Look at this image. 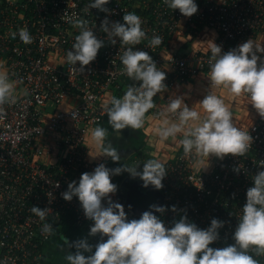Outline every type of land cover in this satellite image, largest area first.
Returning <instances> with one entry per match:
<instances>
[{
  "label": "built area",
  "instance_id": "2783aa9c",
  "mask_svg": "<svg viewBox=\"0 0 264 264\" xmlns=\"http://www.w3.org/2000/svg\"><path fill=\"white\" fill-rule=\"evenodd\" d=\"M92 0H0V65L17 81L16 103L5 104L0 118V264H52L48 250L58 234L69 237L74 227L95 245L100 237L89 236L93 221L88 220L77 197L65 201L62 193L81 175L94 171L105 160L95 159L91 149V130L106 120L105 104L111 96L121 97L128 85L139 86L123 73L120 55L126 49L117 39L111 44L101 32V22L123 23L127 12L143 20L146 38L134 50L147 51L157 67L164 71L167 91L154 97L156 107L146 114L157 119L167 106L171 92L200 72L209 71L210 48L183 56L171 52L169 42L185 30H211L214 43L222 53L237 48L249 39L264 36V0H195L198 11L191 17L179 9H170L163 0H109L112 14L84 8ZM88 19L98 38L105 41L96 59L80 73L66 61L79 29L64 19V13ZM26 27L32 36L24 44L10 31ZM153 35L162 37L159 46L150 47ZM264 60V53L257 54ZM73 113L77 115L74 117ZM246 130L253 137L243 156L204 158L178 151L165 162L167 170L160 189L166 212L154 215L171 227L173 219L187 214L189 222L206 229L216 218L225 222L218 230L219 240L210 245L222 248L232 239L246 203V192L254 186L252 177L264 171V119L259 115ZM133 163L146 162L141 157ZM239 169V172L234 169ZM115 184V175L111 177ZM59 185L58 187L56 185ZM124 206L119 185L111 196ZM105 206L107 201H104ZM32 206L50 209L46 221L31 213ZM176 206L178 212L171 211ZM125 208L128 219L140 214ZM49 222L55 235L42 234ZM67 232V233H66ZM105 239H107L105 237ZM254 258L264 264V256ZM54 264V263H53ZM68 264V263H63Z\"/></svg>",
  "mask_w": 264,
  "mask_h": 264
},
{
  "label": "clouds",
  "instance_id": "9594fccd",
  "mask_svg": "<svg viewBox=\"0 0 264 264\" xmlns=\"http://www.w3.org/2000/svg\"><path fill=\"white\" fill-rule=\"evenodd\" d=\"M108 3L109 0H92L84 12L98 9L112 14V10L105 7ZM163 3L170 9H179L185 17H191L198 11L195 0H163ZM64 19L79 29L66 61L73 67L79 62L80 67L74 69L83 73L85 66L93 62L105 46V41L89 27L88 19L76 13L69 16L66 12ZM142 24L139 15L127 12L123 23L106 17L100 25L101 32L106 34L111 44L115 45L118 38L122 45L128 46L119 57L123 65L122 74L140 82L139 86L128 85L121 97L111 96L105 104L108 124L116 131L129 127L142 129L148 119L146 114L156 107L154 97L167 91L165 72L157 67L147 51L133 48L146 38ZM9 35L12 39L18 35L24 44L32 43L26 27L10 31ZM161 43L162 37L153 35L149 46ZM210 51L208 78L211 89H223L236 98L247 96L264 119V60L257 55L258 52L264 53V46L249 39L222 53L221 46L212 42ZM16 84L17 81L11 79L8 71L0 65V118L5 114L3 105L16 103ZM199 108L202 112L186 104L182 96L169 97L167 106L157 114L159 123L154 125V134L162 141L176 140L178 135L181 136L178 142L184 154L195 155L201 165H204V158L209 160L211 156L219 159L227 155L243 157L252 145L253 137L235 125L233 112L225 100L216 91L209 90L199 102ZM76 115L73 113L74 117ZM107 134L106 128L96 126L91 130V140L102 148L104 156L117 162L120 160L117 150L105 143ZM260 167L264 168V162ZM137 168L138 165L124 164L109 169L100 164L94 171L83 173L78 185L76 181L68 184L67 191L62 193L63 199L71 201L73 197L78 198L85 217L93 221L89 236L100 237L95 245L86 238L72 243L66 241L69 248L75 249L74 253L69 251L65 255L68 264H260L253 253L264 256V171L252 177L254 186L247 189L246 203L232 237L234 244L213 248L210 245L219 240L218 230L225 223L216 218L211 220L208 228L200 229L189 222L185 212L178 220L173 219L169 227L153 214L163 215L166 207L153 204L150 205L151 210L144 211L139 219H128L124 206L111 198L117 191L111 177L127 172L133 178L139 177L145 188L151 185L160 190L167 173L164 164L157 159L147 160L142 172ZM234 171L239 172V169ZM30 211L41 221H46L50 215L48 208L32 206ZM171 211L178 212L176 206H172ZM41 231L45 238L56 232L49 222L43 224Z\"/></svg>",
  "mask_w": 264,
  "mask_h": 264
},
{
  "label": "crops",
  "instance_id": "0c3cea01",
  "mask_svg": "<svg viewBox=\"0 0 264 264\" xmlns=\"http://www.w3.org/2000/svg\"><path fill=\"white\" fill-rule=\"evenodd\" d=\"M216 37L215 32L211 30H185L182 35L174 36L169 42V48L171 52H175L179 55L183 56H193L196 52L205 51L210 48L212 42H214ZM254 42L264 46V36L260 35L257 39L253 40ZM259 54V52L257 53ZM209 71H203L199 74L190 77L187 79L184 84L178 85L172 92V96H182L185 98V103L190 107H195L202 112V109L199 108V102L207 95L209 90L216 91L218 95H220L225 103L230 107L233 112V120L237 127L241 129H246L250 126L258 113L250 104L247 96H241L239 98L232 97L223 89H211L210 81H209ZM148 119L146 120L145 126L142 129L134 130L129 128H125L120 131H116L112 129V127L108 124V117H106L105 122H103L100 126L107 129L108 134L105 138L106 144H111L117 150L118 155L120 156V160L117 162L112 161L110 157L103 155V150L100 146H97L91 140V149L92 155L95 159L105 160L107 162V166L109 169H114L116 167H121L124 164L127 165H135L131 162L136 156L141 157L143 161L149 159H157L163 164L172 160L174 155L178 151H183L182 146L179 144V139L181 136H177L176 140H172L171 138L167 141L160 140L154 134V125L159 123L158 119L148 115ZM145 162V163H146ZM139 164H143L144 162H140ZM138 165L137 171L142 172L143 167ZM123 177L118 183L121 196L123 199L124 206L130 210L133 209H143V207H150V205H158L162 206V197L160 190L155 189L153 186L149 185L147 188L143 186V181L139 177L133 178L129 173L123 172ZM116 176V175H115ZM115 181L116 178H115ZM146 189V190H143ZM148 194V198H145L143 195ZM129 206H131L129 208ZM134 211V210H133ZM135 212V211H134ZM155 213V212H154ZM141 215V214H140ZM183 216L180 214L177 220ZM77 236H74L75 239H88L89 243H91L90 238H88L82 232L76 230ZM58 238H56L55 243L62 247L65 243L62 241V234H58ZM57 246V248H59ZM57 248L53 245L47 249L48 255H52L49 257L51 259V263H57L53 259L54 253L57 251ZM85 255H89V253H85ZM66 260V259H65ZM67 263V262H66Z\"/></svg>",
  "mask_w": 264,
  "mask_h": 264
},
{
  "label": "rangeland",
  "instance_id": "374dc122",
  "mask_svg": "<svg viewBox=\"0 0 264 264\" xmlns=\"http://www.w3.org/2000/svg\"><path fill=\"white\" fill-rule=\"evenodd\" d=\"M132 164H135V165H141V167L139 166V168H142L143 167V164H139L138 163H132ZM143 190H146V189H143ZM143 195L145 198H148V194H144V191H143ZM136 213L138 214H142L144 211H149L151 210L150 207H143V209H133ZM154 213V212H153ZM68 233H69V237L66 235L64 237H62V241L65 243L64 246L62 247H59L58 244H55L54 247L57 248V246L59 248H57V251L54 253V257L53 259L55 260V262L57 263H54V264H63V263H66L67 261L65 260V255L71 251V252H75V249L74 248H69L66 244V241H68V243H72V242H75L77 241V239L74 238V236H77L76 234V229L74 227H69L68 229ZM80 232V231H79ZM67 233V232H66ZM49 253V252H48ZM49 257H51L52 255H48ZM68 263V262H67Z\"/></svg>",
  "mask_w": 264,
  "mask_h": 264
},
{
  "label": "trees",
  "instance_id": "16d2710c",
  "mask_svg": "<svg viewBox=\"0 0 264 264\" xmlns=\"http://www.w3.org/2000/svg\"><path fill=\"white\" fill-rule=\"evenodd\" d=\"M123 174L121 173L120 175H116L115 178L117 181H115V184L118 185V183L120 182V180L122 179Z\"/></svg>",
  "mask_w": 264,
  "mask_h": 264
},
{
  "label": "water",
  "instance_id": "95a60500",
  "mask_svg": "<svg viewBox=\"0 0 264 264\" xmlns=\"http://www.w3.org/2000/svg\"><path fill=\"white\" fill-rule=\"evenodd\" d=\"M138 214V213H137ZM154 214V213H153Z\"/></svg>",
  "mask_w": 264,
  "mask_h": 264
}]
</instances>
